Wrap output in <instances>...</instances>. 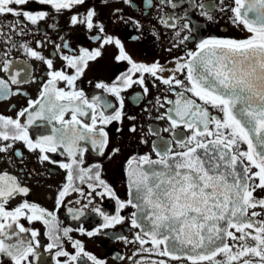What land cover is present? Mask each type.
I'll use <instances>...</instances> for the list:
<instances>
[{
    "label": "snow or ice",
    "instance_id": "obj_1",
    "mask_svg": "<svg viewBox=\"0 0 264 264\" xmlns=\"http://www.w3.org/2000/svg\"><path fill=\"white\" fill-rule=\"evenodd\" d=\"M29 2L30 0H0V16L10 15L16 18L11 25L0 24V32L4 27H8L11 31L18 30V34L25 35V20L35 25L47 17L48 13L45 11L26 9L24 6ZM31 2L61 12L82 5L85 0H31ZM125 2L131 3V0ZM144 3L146 8L152 7V0H144ZM161 3H170L173 8L178 6L173 0H161ZM233 4V7L221 8V11H231L232 22L237 26L242 25L250 36L241 40L212 38L201 41L197 46L198 50L189 52L188 59L177 62L176 68L172 70L174 73H185V80L175 75L169 77L158 75L160 72L169 71L158 63L152 65L134 63L118 39L114 40L111 36L93 37L96 40L102 39L103 44L114 42L120 50L117 60H127L132 64L133 73H148L156 80L169 85V90L173 92L177 87L184 89L183 92L176 93L179 99L166 101L175 106L168 109V113H174V116H167L170 129L165 131L173 132L175 143L179 145L181 151L172 152L168 146L163 152H156L159 157L157 160H152L148 155L129 159V195H132L131 189L134 188L136 202L130 198L126 202L117 200V203L120 209L126 205L136 208L141 218L147 222L146 225L141 224L137 212L132 213L131 226L141 228L143 233L136 235V241L143 245L149 242L144 237H150L153 247L160 249V246L164 245L163 249H160V255L171 256L175 260L181 258L176 254V250L191 246L192 254L185 255L192 264L205 260L212 261L213 264H264V221L253 219L260 216V212L252 211L249 216L248 211L258 207L264 210V198H257L254 195L257 189L264 191V0H233ZM195 6L194 0H191L190 7ZM199 7L204 9L206 6L200 4ZM201 14L206 15L208 19L213 18L207 11ZM95 15V11L90 9L83 20L74 15L71 22L85 23L90 30L98 27L103 33V25L93 23ZM171 19V17L166 19L165 24L174 27V24H169ZM184 27L189 26L185 24ZM20 46L27 54L47 65L49 69L47 75L50 79L41 90L43 102L29 100L28 107L22 109L16 119L0 116V140L22 141L30 151L39 149L40 162L56 163L45 153H55L58 148H66L69 154L75 156L76 152H82L79 146L82 140H90L93 147L103 154V149L107 145V133L103 128L96 127L97 119L102 124L121 120L123 99H120L121 110L115 111L114 115H105V111H100L97 116L96 105L101 103L99 97H94L89 103L83 92L75 90L65 92L55 86L57 81L63 80L69 87L75 89V81L83 75L87 61L96 59L101 52L98 49L92 52L81 49L80 56L61 54L67 66L75 69L74 75H67L62 70H55L52 59H45L27 45ZM60 47L61 45H56L57 49ZM63 47L67 48L68 45L65 43ZM11 69V62L5 60L4 71ZM19 76L20 71H16L15 75L11 76V83L19 84L21 82ZM121 83L123 87L102 83L96 87L104 88L118 98L123 88L136 83L143 87L145 93L148 92L147 87H144L143 77L133 80L129 75ZM10 92L8 82L0 79V99L7 98ZM185 93H191V96H186ZM192 97L203 104L197 103V99ZM73 101H80L81 104L87 105L88 109H92L91 124H82L77 119V113L80 116L88 113L80 104L73 106ZM157 101L159 103V98ZM204 105L218 108L223 113V118L212 115ZM37 106L39 110L30 111ZM163 106L160 104V107ZM103 107L106 110L112 105L104 103ZM68 110L72 111L71 121L64 120V114ZM20 117H26V123H22ZM45 119L49 122L56 120L61 127L53 128L51 135L40 136L34 142L28 135V127L37 120ZM77 125L80 127H76ZM213 125L215 131L212 130ZM181 127L190 131L191 135L178 138L175 130ZM129 131L136 132V128L133 126ZM240 143L247 145V151H239ZM12 147V143L0 145V153H5ZM14 154L23 156L19 151ZM244 159L249 165L244 164ZM81 162L78 156L73 160L77 165ZM143 165L150 166V170H145ZM153 165H160L165 171L151 169ZM60 166L71 169V165L68 164ZM253 168L256 171H253ZM80 171L84 172V169ZM80 178L83 179V176ZM95 179L104 185L98 171L95 173ZM68 180H72L71 171ZM104 187L110 194L115 195L107 185ZM29 191V188L22 186L16 177L7 172L0 174V237H2L0 254L8 257L12 264H32L31 258L37 255L36 248L39 247V243L34 245L32 241L20 236L21 233L31 230L19 224V219L24 217L29 221L40 220L46 215H52L26 200L11 211L5 208L10 199L17 195L27 196ZM66 194L67 187L59 192V197L63 198ZM57 203H60L59 199ZM29 212L31 215H28ZM104 219L106 222L101 228H111L123 222L124 217L104 216ZM47 222L45 220V223ZM14 225L19 229L18 232L9 231ZM69 231L65 229L64 235L67 236ZM81 231L83 232V229ZM99 231L97 229L95 233L88 232L87 235H96ZM37 235L36 231H31L33 238ZM13 237H16L15 242H5L11 241ZM117 238L129 242L124 237ZM225 238L239 243L230 246L224 242ZM55 239L59 240L58 237ZM248 240L252 243H248ZM53 247L58 248L55 257L67 258L63 261L57 259L56 264H78L82 257H86L91 264H105L104 260L86 252L80 241L73 243V247L78 249L74 255L64 251L59 243L49 244L47 249L50 251ZM198 249L200 251H197ZM221 253L225 255L226 261L214 259ZM159 264H164V261H160Z\"/></svg>",
    "mask_w": 264,
    "mask_h": 264
},
{
    "label": "flooded vegetation",
    "instance_id": "obj_2",
    "mask_svg": "<svg viewBox=\"0 0 264 264\" xmlns=\"http://www.w3.org/2000/svg\"><path fill=\"white\" fill-rule=\"evenodd\" d=\"M173 2L178 6L173 8L170 3L152 0V7L146 8L144 0H131V3H126L125 0H85L82 5L56 12L49 6L39 5L30 0L24 7L32 11H45L48 13L47 17L35 25L25 20V35L18 34V30L11 31L8 27H4L0 32V79L7 81L11 89L7 98L0 99V116L16 119L17 114L28 107L29 100L43 102L41 90L50 79L47 75L49 71L47 65L42 60L27 54L20 45H27L45 59H52L55 70H62L67 75H74L75 69L67 66L61 54L80 56L81 49H87L89 52L98 49L101 55L94 60L87 61L83 75L75 81V89L69 87L63 80L57 81L55 86L62 88L65 92L81 91L89 103L94 97H99L101 103L96 105L97 116L100 111H105V115H114L115 111L121 110V98L124 104L121 120L102 124L97 119L96 127L103 128L107 133V145L103 149V154L93 147L90 140H82L79 142L82 152H76L75 156L69 154L66 148H58L55 153H45L50 160L56 163L40 162L38 160L39 149L30 151L22 141L0 140V145L4 143L13 145L7 152L0 153V174L7 172L30 190L27 196L17 195L10 199L5 208L11 211L26 200L52 214L40 220L29 221L21 217L18 221L25 228L38 233L35 238L31 236V231L20 234L26 240L32 241L34 245L39 243V247L36 248L37 255L31 258L32 264H56L57 259L61 261L67 259L66 257H55L58 248L53 247L49 251L47 246L59 243L64 251L74 255L78 251L73 247L75 241H80L86 252L104 260L105 264H159L160 261H164V264H192V261L183 253L177 254L181 257L179 260L172 259L171 256L160 255L163 245L160 249L153 247L150 237H144L149 242L143 245L136 241L135 237L138 233L143 235L141 228L131 226L133 212H137L139 220L138 210L131 205L120 209L117 203V200L126 202L131 198L128 176L129 159L148 155L152 160H157L159 157L156 152H163L168 146L172 152L181 151L179 145L175 143L173 132L165 131V129H170L167 116H174V113H168V109L175 106L166 101H176L179 99L176 93L183 92L184 89L177 87L173 92L169 90V85L163 84L148 73H133L132 64L127 60H117L116 57L120 55V50L114 42L103 44L102 39H93L95 36L102 38L111 36L114 40L118 39L125 53L134 63L144 65L158 63L164 69L169 70L160 72L158 75L163 77L175 75L185 80V73H174L172 70L176 68L177 62L188 59L189 52L197 51V46L201 41L212 38L241 40L250 36L242 25L237 26L232 22L231 11H221V8L233 7V0H223L222 3L221 0H194L195 7H190L191 0H173ZM200 4L206 7L202 9L199 7ZM209 5L212 7H207ZM90 9L96 13L93 23L102 24L103 33L98 27L90 30L85 23L73 24L71 22V17L74 15L83 20ZM204 11H207L208 15L213 18L208 19L206 15H202ZM169 17L172 18L169 24H174V27L165 24V20ZM15 19L10 15L0 16V24L11 25ZM185 24L189 27L185 28ZM65 43L68 45L67 48L63 47ZM56 45H61V47L57 49ZM5 60L12 64V69L7 72L4 71ZM16 71H20L18 79L21 82L12 84L11 76L15 75ZM129 75L133 80L143 77L144 87H147L148 92L145 93L143 87L136 83L131 87L123 88L118 98L106 89L96 87L101 83L123 87L121 81ZM185 95L191 96V93H185ZM157 98H159V103ZM59 103L67 104L68 101H59ZM104 103H109L112 107L105 110ZM197 103L203 104L198 99ZM76 104H80L88 113L85 116L77 113V119L82 124H91L92 109H88L87 105L81 104L80 101L72 102L73 106ZM160 104L164 106L160 107ZM204 107H207L212 115L223 118V113L218 108L211 105H204ZM36 110H39V106L36 109H30V111ZM130 117L135 119H129ZM20 120L26 123V117H20ZM64 120H72L71 110L65 112ZM133 126L136 132L129 131ZM59 127L61 125L56 120L51 122L46 119L37 120L28 127V135L35 142L40 136L51 135L53 128ZM76 127L79 128L80 125ZM211 127L215 131L214 125ZM175 132L178 138L191 135V132L183 127L176 129ZM16 151L21 152L23 156H16L14 154ZM239 151H247V145L240 143ZM76 156L82 161L78 165L73 163ZM61 164L71 165V169L63 168ZM244 164L249 165V162L244 159ZM147 168L150 170V166ZM80 169H84V172ZM151 169L165 171L160 165H153ZM252 170L256 171L254 168ZM69 171L72 174L71 181L68 180ZM97 171L104 185H107L111 193L115 194L114 196L95 179ZM81 176L83 179L80 178ZM66 187L67 194L60 198L59 192ZM254 195L257 198H264V191L257 189ZM133 202L135 203L136 200ZM248 211L249 216L252 211L260 212L261 215L253 219L264 221V210L258 207ZM28 215L31 213L29 212ZM117 215L124 217L123 222L111 228H101V225L106 222L104 216L115 217ZM45 220L48 222L45 223ZM65 229L70 230L67 236L64 235ZM97 229L100 230L99 234L87 235L88 232L95 233ZM13 230L19 231L15 225L9 231ZM230 231L235 230L230 229ZM236 235L240 234L236 233ZM57 237L58 241L55 239ZM117 237H124L129 242ZM15 239L16 237H13L11 241L6 240L5 242H15ZM224 242L230 246L239 243L230 238H225ZM248 243L252 241L248 240ZM214 259L226 261L223 253L218 254ZM0 264H12V261L0 254ZM78 264H91V261L82 257ZM198 264H213V262L205 260L199 261Z\"/></svg>",
    "mask_w": 264,
    "mask_h": 264
},
{
    "label": "water",
    "instance_id": "obj_3",
    "mask_svg": "<svg viewBox=\"0 0 264 264\" xmlns=\"http://www.w3.org/2000/svg\"><path fill=\"white\" fill-rule=\"evenodd\" d=\"M147 166H148V165H144V169H145V170H148ZM131 193H132L131 198L135 201V200H136V199H135L136 192H135V189H134V188L131 189ZM138 216H139V220H140V222H141L142 224H145V225H146L147 222L144 221V220L141 218V215H140L139 212H138ZM218 243H219V241H218ZM163 247H164V245H163ZM190 247H191V246L185 247V248H183V249H178V250H176V254H180V253H183V254H185V253H187V254H191ZM197 251H200V250L198 249Z\"/></svg>",
    "mask_w": 264,
    "mask_h": 264
}]
</instances>
